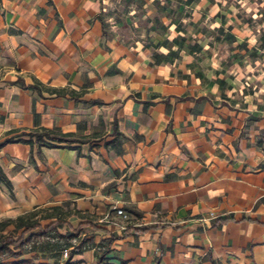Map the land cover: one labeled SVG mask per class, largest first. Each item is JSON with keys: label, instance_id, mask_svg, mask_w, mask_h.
Segmentation results:
<instances>
[{"label": "crops", "instance_id": "0c3cea01", "mask_svg": "<svg viewBox=\"0 0 264 264\" xmlns=\"http://www.w3.org/2000/svg\"><path fill=\"white\" fill-rule=\"evenodd\" d=\"M110 3L0 0V141L37 128L90 138L3 147L0 223L80 212L68 222L96 247L59 264H264V98L227 63L240 49L211 13L219 0H143L147 30L130 35ZM18 78L76 96L41 97Z\"/></svg>", "mask_w": 264, "mask_h": 264}, {"label": "trees", "instance_id": "16d2710c", "mask_svg": "<svg viewBox=\"0 0 264 264\" xmlns=\"http://www.w3.org/2000/svg\"><path fill=\"white\" fill-rule=\"evenodd\" d=\"M262 40L264 41V37ZM177 42L173 41V43ZM11 85H19L24 90L37 92L41 97H43L44 92L56 97L76 96L74 91L48 88L37 80L34 81V84L29 85L24 79L18 78ZM89 139V137L78 138L72 133H63L60 129H18L6 133L4 140L0 141V150L6 145L15 143L32 147L37 144L40 147L77 150L78 146L76 145L87 144ZM0 182L12 191V184L1 166ZM72 215H80V212L65 210L62 207H49L36 209L16 219H7L1 222V233L10 227L13 229L7 234L0 235V264H46L43 261L48 260H53L55 264H59L65 251H68V259H70L74 254H82L96 247L94 240L81 237L84 225L77 228L70 225L68 219ZM44 221L51 223L43 226ZM64 226L67 227V231L62 234L59 229ZM115 239L116 236H112L111 242ZM74 241L76 242L74 243ZM100 248H103L106 253L110 244L106 247L100 246ZM62 264L73 263L68 260Z\"/></svg>", "mask_w": 264, "mask_h": 264}, {"label": "rangeland", "instance_id": "374dc122", "mask_svg": "<svg viewBox=\"0 0 264 264\" xmlns=\"http://www.w3.org/2000/svg\"><path fill=\"white\" fill-rule=\"evenodd\" d=\"M143 0H111V9L108 13L109 22L117 26L121 23L124 34H140L146 32L147 20H142L147 14L141 5ZM153 2L156 0H152ZM220 7L213 4L211 13L223 12L227 16L233 34L229 38L238 44L240 52L234 56L231 54L228 64L235 59L236 72L245 77L249 83L248 89L256 93V101L259 97L264 98V0H219ZM156 5V4H155ZM168 16L166 11L160 12L155 6L152 16ZM236 17V20L234 19ZM138 25V27H136ZM263 105V104H260ZM50 221H44L43 226ZM64 231V229L62 230ZM83 229V233H85ZM75 242V241H74ZM62 260H66L62 255ZM51 262V260H49ZM53 262V260H52Z\"/></svg>", "mask_w": 264, "mask_h": 264}, {"label": "built area", "instance_id": "2783aa9c", "mask_svg": "<svg viewBox=\"0 0 264 264\" xmlns=\"http://www.w3.org/2000/svg\"><path fill=\"white\" fill-rule=\"evenodd\" d=\"M116 212L118 213V215H119L121 218H123V220H124V219L127 220V221L130 220V215H129L127 212H124L122 209H117ZM216 217H217L216 213H215V212H211V213L209 214V217H208V218L211 219V218H216ZM123 229H125V230L128 229V226H124ZM63 257H64L65 259L68 258V251H65V252L63 253Z\"/></svg>", "mask_w": 264, "mask_h": 264}]
</instances>
